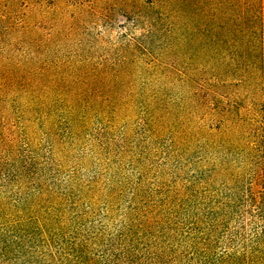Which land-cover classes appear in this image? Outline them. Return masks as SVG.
<instances>
[{
	"label": "trees",
	"instance_id": "16d2710c",
	"mask_svg": "<svg viewBox=\"0 0 264 264\" xmlns=\"http://www.w3.org/2000/svg\"><path fill=\"white\" fill-rule=\"evenodd\" d=\"M129 2L124 65L0 49V264H264V0Z\"/></svg>",
	"mask_w": 264,
	"mask_h": 264
},
{
	"label": "rangeland",
	"instance_id": "374dc122",
	"mask_svg": "<svg viewBox=\"0 0 264 264\" xmlns=\"http://www.w3.org/2000/svg\"><path fill=\"white\" fill-rule=\"evenodd\" d=\"M28 1L4 3L3 17H0V49L18 58H33L34 64L43 68H49V49L62 55L69 66L83 70L124 65L122 60L128 45L118 23L124 21V15L128 13L124 9L129 7V0L100 3L117 7L115 24L95 21L90 8L96 5L95 0H37V3L35 0L32 6ZM57 7L65 16L61 33H53L54 26L49 20V12ZM202 55L200 51L198 57L195 56L194 65H199Z\"/></svg>",
	"mask_w": 264,
	"mask_h": 264
}]
</instances>
